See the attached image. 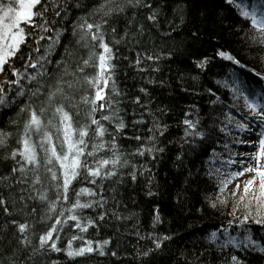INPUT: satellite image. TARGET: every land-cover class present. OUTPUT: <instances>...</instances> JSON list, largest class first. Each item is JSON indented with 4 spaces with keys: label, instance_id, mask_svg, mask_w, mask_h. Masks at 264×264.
Wrapping results in <instances>:
<instances>
[{
    "label": "trees",
    "instance_id": "trees-1",
    "mask_svg": "<svg viewBox=\"0 0 264 264\" xmlns=\"http://www.w3.org/2000/svg\"><path fill=\"white\" fill-rule=\"evenodd\" d=\"M258 3L40 0L34 11L43 15L22 25L26 39L0 72V264H235L233 257L264 264V224L239 223L246 214L258 218L252 199L258 181L245 196L255 173L234 175L257 160L241 155L247 130L235 125L250 129L255 119L233 89L240 81L248 91L264 89V37L235 5ZM104 44L111 49L110 79L106 87L99 81L104 99L96 103L104 107L91 113L85 98L92 101L96 88L85 80L98 76ZM57 107L74 129L89 125L81 161L100 168L95 177L78 169L67 199L63 169L52 156V145L61 155L67 148ZM33 110L41 130L26 133ZM90 113L103 137L94 134ZM25 139L39 164L25 158ZM89 242L92 252L68 254Z\"/></svg>",
    "mask_w": 264,
    "mask_h": 264
},
{
    "label": "snow or ice",
    "instance_id": "snow-or-ice-1",
    "mask_svg": "<svg viewBox=\"0 0 264 264\" xmlns=\"http://www.w3.org/2000/svg\"><path fill=\"white\" fill-rule=\"evenodd\" d=\"M129 3H131V0H128ZM234 0H228L229 4H233ZM40 3V0H18V7H12L11 5L6 6V10L0 14V71H3L4 65L8 62V59L10 57H13L16 55L17 51L20 49V45L24 43L26 39L25 35V28L22 25H31L33 21L34 16H42V12H35L34 9L36 5ZM137 3H139V0H137ZM148 7H151L148 5ZM237 9H240V15H242L244 18H248L251 20V23L254 27H257L260 29L262 37H264V0H259L258 4H255L249 9L247 6L241 8L239 4L235 5ZM120 11H123V8L119 9ZM257 11H260L262 14L259 19H257ZM59 15V13H57ZM107 15V13H106ZM155 17H149V19H154ZM89 30H91L94 25L87 24L86 25ZM83 27V25L81 26ZM95 27L98 29L100 26L95 25ZM114 31V30H113ZM92 39L96 40L99 39L95 33L91 34ZM43 39V37H41ZM104 49V53L107 54H101L98 57L99 60V74L97 77H94L92 79L85 80L86 83H88L90 86L96 88L95 97L92 101H88L87 98H85L86 103H91V113H95L99 108L104 107L103 104L97 105V101H101L104 99V96L102 95L103 89L100 87L99 81H103L104 86H107L108 79H110V76L106 77L105 72L110 70V65L107 63L108 60L111 59V49L106 45H102ZM95 55V54H93ZM219 56L224 57L230 61H233L236 64H239L240 62L238 60H235L231 55L226 54L224 52L218 53ZM91 60V56L89 60L84 61V65L87 66ZM206 61L200 62L197 66L200 68H203ZM32 67H35V65H31ZM81 72L84 71L83 68L80 69ZM238 79V78H237ZM236 83L237 81H233ZM18 83V81H17ZM58 91H60L58 89ZM245 91H248L247 89H244L243 82L240 81L238 84V87L233 89L234 98H240L243 97L246 107L250 110L251 118H254L258 122V127L260 128V131L257 133H254L258 137L259 142V150L257 154L252 157L257 160V167H245L242 172L236 173L234 175H243L244 172H253L255 175L252 179H249L245 186H244V194L247 196L254 184H257L258 181V195L253 193L252 199L256 201L257 203V217L258 218H252L250 214H246L243 216V219L239 221L240 225H245L250 219H254V222L256 224H264V215H261V212L264 211V165L260 164L261 160H264V104H261L259 101L264 100V89H262L260 92L256 91H248V94L245 95ZM55 96V93L50 94V99ZM253 97L254 99L250 100L249 97ZM0 103H3L2 100H0ZM110 106V105H109ZM43 111V109H41ZM56 113H59L62 118L63 128L58 130L62 131L63 133V144L67 145L66 152L64 155H61L56 152L55 145H52V156L55 157L61 165V168L63 169V188H64V198L67 199V189L69 184L72 182L73 179H75L79 175L78 169L81 167L85 168L87 170V174L91 175L93 177L100 175V168L97 167L95 169L89 168L87 163H82L81 157L84 155V148L87 146L85 137L88 135V127L89 125H85L84 127L80 129H74L72 127L71 123V116L64 111L63 107H57L55 109ZM91 113L90 121L91 124L97 125V128L94 130V134L99 135L100 137H103L105 133V129L100 125V122L96 120ZM102 119L109 120L110 117L108 116H102ZM229 123H231V119L229 120ZM185 124L189 125V127H195L193 123L189 120L185 121ZM42 121L40 117L36 114V112L33 110L31 114V120L29 124L26 126V133L29 129L32 127H35L36 131L41 130ZM123 123L121 122L118 127L123 128ZM236 128H238L241 131H251L249 129L247 124L244 123H236ZM197 135H200L202 138L204 136L203 133H197ZM75 137V138H74ZM138 139V138H137ZM44 140L48 141V143L51 144L52 138L51 133H44ZM24 145V156L28 160L29 163H36L39 164V160L35 151V146L30 144L28 139H25L23 141ZM43 146V145H42ZM95 148H101L103 145H95ZM142 154V153H141ZM88 155H94V153H88ZM116 160L111 161V163H116ZM100 164H107L109 161H100ZM55 178V175H54ZM94 183V181H93ZM237 188H239V185H237ZM87 189H81V192H86ZM241 199H244V197H241ZM75 207H90V205H80L76 204ZM216 205L213 204V207ZM72 220H76V216L71 217ZM159 219V217H157ZM59 223V221H57ZM232 223V221H230ZM80 225H77L79 227ZM21 231L25 229V225H21ZM55 231V229H53ZM52 233L49 232L42 238V243L46 242L47 240L51 239ZM212 239H216V234H212ZM249 243L254 244L255 241L252 240L251 236L247 237ZM91 242H89V246L86 248H80L78 251L72 252L69 251L70 256L74 255H83L86 252H92L93 248L90 246ZM159 246V245H157ZM53 248H56L55 244H52ZM261 251H264V249H260ZM235 261V264H242L240 260H238L236 257L232 258Z\"/></svg>",
    "mask_w": 264,
    "mask_h": 264
},
{
    "label": "rangeland",
    "instance_id": "rangeland-1",
    "mask_svg": "<svg viewBox=\"0 0 264 264\" xmlns=\"http://www.w3.org/2000/svg\"><path fill=\"white\" fill-rule=\"evenodd\" d=\"M8 5H11L14 8L18 7V0H0V14H2V12L4 10H6V6H8ZM33 20H34V17H33ZM0 77H1V75H0ZM260 103L264 104V100H261ZM257 125H258V122H255V125H254L255 127H252L251 131H247V134H246L245 139H244V140H246V141H244V142H246V145H244V147H242L243 149L241 150V152H242L241 155L244 156L245 161H247V162H252L254 160L252 157L257 152V149H258L257 147H259L258 137H257V135L254 134V133H257V128H256ZM260 164L263 165L264 160H261ZM244 180H245V177L240 176L236 182L237 185L240 186Z\"/></svg>",
    "mask_w": 264,
    "mask_h": 264
}]
</instances>
